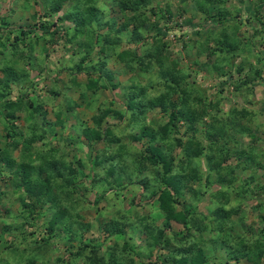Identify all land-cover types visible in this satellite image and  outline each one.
I'll use <instances>...</instances> for the list:
<instances>
[{
    "label": "rangeland",
    "instance_id": "obj_1",
    "mask_svg": "<svg viewBox=\"0 0 264 264\" xmlns=\"http://www.w3.org/2000/svg\"><path fill=\"white\" fill-rule=\"evenodd\" d=\"M46 1L48 0H0V15L6 16L5 20L9 21L8 29L4 27L6 23H4L5 25H0V42L2 45L11 46V44H14L16 37L19 39L17 43L19 49L15 52L13 60L8 63L15 70V76L21 74L22 69H26L29 72L28 79L19 83H16V81L11 86V95L16 98L21 92L26 91L30 103H40L43 106L42 109H47L45 117L47 120L54 123L57 113L64 120L62 130L56 126V131L52 134L44 119H41L40 114L32 111L29 103H23L21 108L16 110V117L13 118V122L17 126V131L20 129V133L14 134V136L7 139L11 142L13 141L14 147L10 150L9 155L0 161V171L2 172L0 175V192H2V195H0V264H4L6 261H9V264H28L27 261H23L24 259H18L23 258L19 254L21 251H25L24 244L26 241L24 239L29 240V232H32L31 238L33 241L35 240L36 246H44L42 250L37 247L41 254L37 252V257L32 264H83V260L71 253L76 251V246L79 242L77 239H70L72 233L68 234L59 229L56 231L48 230V221L52 217V212L48 213L50 203H45L41 209L39 208L35 211L36 213H33L36 216V220L30 221L34 223V226L31 228L28 226L23 227L26 233L22 232V229H16L12 232L5 230L6 226L15 225L16 228V224L21 222V206L18 197L22 190L14 191L13 183L15 184L18 181V177L14 173L15 170H20L19 165L22 163L29 165L32 175L49 176L50 180L54 179L56 171H65L67 169L65 165L70 163L73 168L80 170L77 176L80 179L78 187H74L71 193L69 191V181L61 182L63 188H58L57 185L52 187V192L57 201H61V204L64 207L66 206L69 213H71V220L73 221L71 230L77 231L78 228V231L82 232L83 239H86V241L91 239L94 243L99 242L103 246H114L119 250L120 241L124 240L117 239L115 235L108 238V233L103 227L106 224H110L112 220L115 222L120 220L130 222V220L134 219V222L138 221L139 225L149 224L153 228H155L154 226L162 227L164 224V214L157 207L156 196L150 193L151 188L153 189L159 184L162 185L160 178L162 166L153 164L148 160L137 159L140 151H145V148L149 145V139L146 135L139 139L134 135H137L143 126L150 130L155 129V131H158L161 123L166 121L167 117L159 110V107H148L144 114V119L140 116L136 118V122L132 119L131 110L124 108L126 98L123 89L134 73L129 68L128 63L120 61L116 55H111L106 60V69L112 73V78L109 82L115 86H108L105 89L101 88L94 93L91 98L95 101V106L93 105L92 109L73 106L71 103L75 99L78 100L80 93L79 84L85 79V73L81 69H74L72 72L73 75L74 73L76 74L77 81H73L71 79L72 75L67 71V68L72 67L76 62H80L79 56H83L82 58L88 65H93V63L97 65V58L100 57L99 46L94 44V47L92 46L93 49L92 47L88 48L91 50L89 54L87 52L84 55L83 49H80L76 43H70L67 40L71 32L63 36H58L56 33V39L54 37L51 38L50 32L53 27H49V24H54L57 31L62 32L65 25L70 22L65 21L62 24L59 21V17H63L62 14L67 12L72 3L71 0H65L59 13L52 12L45 17L43 5ZM199 1L152 0L151 6L154 13L148 11L150 16L149 23H151H147L143 31L148 40H153L152 37L156 35V39H161L162 44L164 43L167 46L164 53L168 58L175 59L178 62L177 64H179V68H183L184 71L190 73V78L187 80L188 85L191 82H195L204 88L209 99L220 102L219 107L223 114L227 113L232 107L241 109L245 106L250 108L253 112L250 118L252 122H247L253 124L252 127L256 130L257 139L254 146L257 147V152L262 151L264 153L263 83H254V92L250 97L252 103L245 102L244 98L234 90L233 85L222 83L224 80L223 74H219L216 70H213V74L203 68L201 70V66L205 61L208 62L207 60L211 59L206 54V51L202 50L200 44V41L205 39L208 34L215 31L220 39L227 36L230 39L233 38L234 43H238L239 48L235 51L236 55L230 56V66L225 64L224 67L233 80H237L241 76L238 77V73H236L237 66L243 63L244 58H248V56L251 57L250 60L253 63L257 61V57L260 58L262 60V62H259L260 66L261 64L264 65V0H223V3L218 0L210 8L211 15L219 13L216 15L217 18L214 22L209 19L205 20V15L198 7ZM97 4L99 9L104 12L103 16H101L102 14L100 15L103 21H116L117 25L112 31L110 30V36L115 37V29L123 21L121 13L118 11L117 6L110 5V0H96ZM220 6L221 8H219ZM167 10L168 12H166ZM221 15L222 17L224 16L223 19L218 18ZM41 22L47 23L41 25ZM156 24L160 26L168 25L172 29L166 34L158 33L156 28H154ZM234 25L236 26L234 27ZM29 27L34 30L26 35L21 32V30H28ZM93 27L96 30L94 34L92 33L93 36L107 29V25L100 27V25L97 26L95 23ZM132 28L133 26L130 25V31L125 33L121 43L115 46L112 51L116 53L117 50L120 52L123 49L131 48V50H135L136 54L140 55L142 52L141 44L129 43L127 40V36L129 35L128 37H130L131 35ZM227 28L229 29L228 31L226 30ZM195 31L198 33L195 34ZM36 36H39L38 39H36ZM79 38L83 41L85 40V38ZM212 44L214 43L211 40ZM2 45L0 44L6 51L7 47ZM210 68L212 69L209 65L208 70ZM3 75L4 73L0 70V77H3ZM158 79H155L154 81L156 82L154 83H157ZM158 88V86L152 89L148 87L146 89L148 90V95H151L152 92L158 93ZM88 96L90 94L85 96L84 102L89 100ZM98 106L101 107V110L106 108L111 110L104 117V121L99 124L100 127L104 131L107 124L110 126L113 124L115 131L113 130L112 134L104 135L98 139L93 138L88 143H86L83 132H81L80 139L76 138V140V131H72L73 125L76 126L79 122H83L93 126L95 124L93 116H99ZM115 111L125 113L124 121L118 119L119 117L115 114ZM211 119L216 120L215 117ZM240 122L245 123L246 121L241 119ZM44 129H47L48 133L46 136L41 137ZM197 129L194 134L201 139L204 149L209 151L208 144L211 143L214 144V148L217 151L220 146L215 142V139L219 134L213 138H209L208 135L201 137L199 136L201 131L199 128ZM205 131L207 130L205 129ZM4 132L3 128L0 127V148L4 146ZM73 132L75 136L72 135L74 134ZM178 132L176 136L182 138L183 141L186 140V136L192 134L191 132L187 133L183 123L180 124ZM61 136L68 137L67 141L65 142ZM160 137L158 135L159 142H156L157 145L160 146L161 144L164 151L174 158V164L177 163L179 166L183 162L186 168L190 165L196 166L197 169V177L188 175V178L182 179L186 180L183 188L186 193L182 196L184 199L181 198L182 204L190 202V198L197 200L198 205L196 208L206 215H210L209 212L214 201L210 193L221 188V186L219 182L209 183L207 181L205 157L201 159L192 157L188 158L190 161H187L186 154L189 152H185L188 147L187 143L179 145L177 140L165 142ZM56 141L64 142V144L58 145ZM243 142L248 144L250 139H246ZM51 146L57 147L54 155L50 149ZM191 147H193L191 149L193 150L197 146ZM248 147H250V144ZM203 150H201V154ZM146 152L145 154H148ZM108 157L115 158L112 162L115 169L111 175L104 173L103 167L101 168V166L108 167L110 165L107 161ZM33 159L35 160L34 162ZM74 160H80L82 167ZM99 160L100 163L97 165L96 163ZM235 161L236 159L232 157L228 163L233 165ZM91 168H95L99 175L96 184H93L91 177H89ZM182 171L177 168L176 173L180 174ZM247 173L252 175L253 171L249 170ZM235 174L239 175L240 171L236 170ZM262 174L264 173L253 174L255 178L253 183L264 184V176ZM117 176L121 177L123 185V188L119 191L114 188L117 185L114 183V179ZM140 177L147 178L146 181H149L147 187H143L140 180L142 178ZM111 184L113 185L110 186ZM78 188L81 190L80 193ZM117 192L118 194H116ZM5 193H7V196ZM104 193V196H99ZM131 197L134 200L133 209L129 205V198ZM187 197L189 200H185ZM259 200H262L260 196L241 200L238 214L232 217L234 221H238V218H240V221L235 226L236 233H243L245 237L254 239L253 235H257L263 230L262 216L255 209L256 201ZM177 206L175 209L180 208ZM54 208L60 209V204ZM192 208L193 205L188 210L190 211ZM2 212H5V214ZM141 218L146 219L142 220ZM77 223L89 226L80 230V224ZM170 227L172 230L179 232L182 229V223L171 220ZM124 229L127 230L129 235H132L130 240L134 242L135 249L138 250V243L146 238L145 233L136 231L135 227L134 231L131 225H124ZM204 233L205 236H208V232ZM20 235L23 238L19 239ZM72 244L75 246L74 249L71 248ZM13 246L18 247L19 251H14ZM123 250L126 252L125 248L121 249V251ZM216 253L211 251L205 254L211 257ZM128 255L126 256L128 257ZM158 256L159 259L165 258L170 264H173L167 250L155 249L152 251L151 256L148 258L144 256L143 258L147 262L148 260L158 259ZM130 257L133 258L134 264H138L140 260L138 255H130ZM240 261L243 264H251V262H246L245 259ZM263 262L264 260H262Z\"/></svg>",
    "mask_w": 264,
    "mask_h": 264
},
{
    "label": "trees",
    "instance_id": "obj_2",
    "mask_svg": "<svg viewBox=\"0 0 264 264\" xmlns=\"http://www.w3.org/2000/svg\"><path fill=\"white\" fill-rule=\"evenodd\" d=\"M110 1V5L117 6L118 11L123 17L122 23L115 29V37L110 36V30L112 31L117 25L116 21L111 20L107 22L102 20L100 15L102 14L101 16H103L104 12L99 9L98 4L96 5V0H71V7L66 13L62 14L63 17H59L60 23L64 24L65 21H68L71 24L69 23V26L65 25L62 32L57 31L54 24H49V27H53L50 36L56 39V33L58 36H63L71 32L67 40L70 43H76L80 49H83L84 55L87 52L89 54L91 50L88 48L94 47V44L99 46L98 52H100V57L97 58L98 67L95 63H93V65H88L84 58H82L83 56H79L80 62H76L72 67L67 68V71L72 75L71 79L73 81H77L76 74L74 73L73 75L72 72L74 69H81L85 73V79L79 84V101L77 99L73 100L71 103L73 106L92 109L95 106V101L91 98L92 95L101 88L105 89L108 86H115L109 82L112 78V73L106 69V60L111 55H116L120 61H126L129 68L134 73L133 77L129 79V83L124 85L123 89L126 98L124 108L131 110L132 119L135 122L138 116L144 119V114L148 107H159V110L167 117L166 121L161 123L158 131H155V129L150 130L143 126L140 132L134 135L137 139L144 135L149 139V145L145 148V151H140L137 159L148 160L153 164H160L162 166V174L160 177L162 185L159 184L153 187V189L151 188L150 193L156 196L157 207L164 214V224L162 227L154 226L155 228H153L150 227L149 224H144V226L139 225L138 221L134 222V219L130 220V222H123L121 220L115 222L112 220L110 224H106V226L103 227L108 233V238L115 235L117 239L124 240L120 241L119 250L114 246H103V244H99V242L94 243L91 239L86 241V239H83L82 232L78 231V228L77 231L71 230V224L73 223L71 220V213H69L66 206L64 207L63 204H61V201H57L52 192V187L57 185L58 188H63L61 182L69 181V191L71 193L72 189L79 184L78 181H80V179H78L77 176L80 170L73 168L70 163L65 165L67 168L65 171H56V176L54 179L50 180L49 176L41 177L39 176L40 174L32 175L29 165L22 163L19 165L20 170H15L14 173V175L18 177V181H16L15 184L13 183L14 191L22 190L18 197L21 206V222L16 224V228L15 225H8L5 230L12 232L16 229H22L21 231L26 233L23 227L28 226L31 228L34 226L32 221L36 220V216H34L33 213H36L35 211L39 208L41 209L45 203H50L48 206V213L52 212V217H50L48 221V230L56 231L59 229L68 234L72 233V236H69L70 239H77L79 242L76 246V251L70 252L78 256L80 260H83V264H134L133 258H131L130 255H138V257H140L138 264H170L165 258L159 259V256L157 257L158 259L145 262L143 257L147 256L148 258L155 249L162 251L167 250L173 264H243L240 261L242 259H245L246 262H251V264H264V262L262 263V260H264V228L259 234L253 235L254 239L248 238L245 237L243 233H236L235 226L240 221V218H238V221L232 219L235 214H238L242 199L245 200L248 197L255 198L260 196L262 200L256 201L255 209L259 211L264 223V184L253 183L255 180L253 174L264 173V153L262 151H256L257 147L254 146L257 139L255 135L256 130L253 129V124L249 123L250 121L252 122L250 118L253 112L250 108L244 106L241 109L232 107L227 113L223 114L219 107L220 102L209 99L204 88L195 82H191V84L188 85L187 80L190 78V73L184 71L183 68H179V64H177L178 62L175 59L168 58L164 53L167 46L164 45V43L162 44L161 39H156L157 35L152 37L153 40H148L143 31L145 25L149 23L150 16L148 15V11L154 13L151 6L152 0ZM216 1L218 0L199 1L198 7L205 15V20L209 19L213 22L216 21V15L219 13L210 14V8L214 6ZM219 1L223 3V0ZM64 2L65 0L46 1L43 5L45 17L52 12L59 13ZM219 8H221V6ZM166 12H168V10ZM218 18L223 19L224 16L222 17L221 15ZM5 19L6 16L0 15V25H5L4 23H6L4 27L8 29L9 21ZM45 23L47 22H41V25ZM94 23L97 24V26L100 25V27L107 25V29L93 36L92 33L94 34V31H96L93 27ZM130 25H132L133 28L130 37H128L129 35L127 36V40L129 43H136L137 45L140 43L142 52L138 55L135 53V50H131L130 48L123 49L120 52L117 50L115 53L112 49L118 46L123 37H125V33L130 31ZM235 26L236 25H234V27ZM154 28H156L158 33L163 34H166L172 29L168 25L160 26L159 24L154 25ZM33 30L29 27L28 30H21V32L26 35ZM226 30L228 31L229 29L227 28ZM194 33L197 34L198 32L196 33L195 31ZM214 33L208 34L205 39L200 41L202 50L206 51V54L211 59L207 60L208 62L205 61L201 66V70L204 69L210 74H213V70H216L219 74H223L224 80L222 83L233 85L234 90L244 98L245 102L252 103L250 97L254 92V83L260 82L264 85V65L261 64L260 66L259 63L260 61L262 62V60L257 57V61L253 63L250 60L251 57L248 56V58H244L243 63L238 64L236 69L238 77L241 76L237 80L231 79V75L226 72L224 67L225 64H229L230 66V56H233L235 51L238 50V43H234V39H230L227 36L220 39L217 32L215 31ZM38 37L39 36H36V39H38ZM79 37L85 38V40L83 41ZM208 38H210V40H208ZM211 40L214 43L212 45ZM15 41L11 46L2 45L0 42L2 46L7 47L5 51L4 48L0 46V70L4 73L3 77H0V127L5 131L4 146L0 148V161L4 160L14 147L13 141L11 142L7 139L14 136V134L20 133V129L17 131V126L14 125L13 118L16 117V110L20 109L23 103H29L32 111L36 114H40L41 119H44L46 126L50 128L52 134L55 133L56 126H58L60 130H62L64 126V120L59 116V113L56 114V121L54 123L47 120L45 118L47 109H42L43 106L40 103H30L26 91L21 92L16 98L11 95V86L16 81V83L20 81L24 82L29 77V72L26 69H22L23 71L21 74L15 76V70L12 65L8 63L13 60L15 52L19 49L17 46L19 42L18 37L15 38ZM209 65L212 67L210 70H208ZM157 78H159V81H157L158 84L154 83L156 82L154 80ZM144 81L145 83H143ZM155 86L159 87V92H152L151 95H148V90L146 89L148 87L152 89ZM51 94L54 95L52 92ZM88 94H90V96H88L89 100L84 102V98ZM98 110L99 116H93L95 122L93 126L83 122H79L76 126L73 125L72 131H76L75 139H80L81 132H83L85 141L88 143L93 138L98 139L104 135L112 134V132L115 131L113 124L111 126L107 124L104 131L99 125L104 121V117L111 112L110 108L101 110V107L98 106ZM115 114L119 117L118 119H120V121H124L126 117L124 112L115 111ZM214 117L216 120L211 119ZM241 119H245L246 122L241 123ZM181 123L184 124L187 133H192L186 136L185 141L176 136L179 133L178 129ZM197 128L201 131L199 134L201 137H206L208 135L209 138H213L219 134L215 139V142L220 146L217 151L214 148V144L211 143L208 144L209 151L204 149L201 139L194 134L195 131L198 130ZM205 129L207 131H205ZM47 133V129H44L41 137L46 136ZM75 133L72 135L75 136ZM158 135H160V139L165 142L177 140L179 145L187 143L188 147L185 150V152L189 151L186 154L187 161H190L188 158L192 157L199 159L205 157L207 181L209 183L214 181L219 182L221 186V188L210 193L214 200L211 209L213 212L210 210V215H206L196 208L198 205L197 200H192L190 198V202L184 205L182 204L181 198L186 193V191L183 190L186 180L182 179L188 178V175L197 177L196 166L189 165L186 168L183 162H181L182 164L180 163L179 166L177 163L174 164V158L164 151L161 144L160 146L157 145L156 142H159ZM61 137H63L62 139L65 140V142L68 139V137ZM246 139H250L248 144H244L243 142ZM56 143L58 145L64 144V142L60 141H56ZM249 144L250 147H248ZM191 146L197 147L191 150L193 148ZM50 149L53 155L54 152L57 151L56 146H51ZM201 150H203L202 154L200 153ZM145 152L148 154H145ZM40 157L42 158L41 155ZM232 157L236 159L233 165L228 163ZM108 158L107 161L110 165L108 167L100 166L101 168L103 167L104 173H109L111 175L114 173L115 169L112 163L115 158ZM34 161L33 159V162ZM74 161L82 167L80 160ZM99 163L100 160L96 164L99 165ZM177 168L183 170L182 173H176ZM91 169L89 177H91L92 183L96 184L99 175L95 168ZM236 170L240 171L239 175L235 174ZM249 170L253 171L252 175L247 173ZM1 173L0 171V175ZM262 175L264 176V174ZM140 178H142L140 180L143 187H147L149 183V181H146L147 178ZM114 183L117 184L116 187H114L117 191L123 188L120 176L114 179ZM112 185L113 184L110 186ZM23 186L24 188H22ZM80 188H78L79 193L81 191ZM5 194L7 196V193ZM116 194H118V192ZM0 195H2V192H0ZM104 195L105 193L99 196L102 197ZM185 200H189V198L187 197ZM133 201L132 197L129 198L131 209L134 207ZM58 204H60V209L54 208ZM176 205L180 208L175 209ZM191 205H193V208L189 211L188 208L191 207ZM2 213L5 214V212ZM141 219L144 220L146 218ZM171 220L182 223V229H180L179 232L171 229ZM77 224H80V230L83 227L89 226L87 224ZM124 225H131L133 230L135 227L136 231L145 233L146 238L144 241L142 240L138 243V250L135 249L134 242H131L130 239L132 235H129L127 230L124 229ZM204 232H208V236H205ZM28 234H30L28 236L30 241L24 239V241H26L24 244L25 251H21L19 256L23 258H19L18 260L24 259L23 261L32 264L33 260L37 257V252L41 254V251L38 249L41 248L42 250L44 246H36L35 240L33 241L31 238L32 232ZM21 238H23V236L20 235L19 239ZM74 247L75 246L72 244L71 248L74 249ZM122 248H125L126 252L124 250L121 251ZM13 249L14 251H19L18 247L13 246ZM211 251L217 253L208 257L205 253ZM126 255H128V257ZM127 260H129V262H127ZM4 264H9V261H6Z\"/></svg>",
    "mask_w": 264,
    "mask_h": 264
},
{
    "label": "crops",
    "instance_id": "obj_3",
    "mask_svg": "<svg viewBox=\"0 0 264 264\" xmlns=\"http://www.w3.org/2000/svg\"><path fill=\"white\" fill-rule=\"evenodd\" d=\"M255 83H257V82H255ZM258 83H260V82H258Z\"/></svg>",
    "mask_w": 264,
    "mask_h": 264
}]
</instances>
